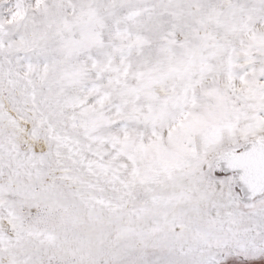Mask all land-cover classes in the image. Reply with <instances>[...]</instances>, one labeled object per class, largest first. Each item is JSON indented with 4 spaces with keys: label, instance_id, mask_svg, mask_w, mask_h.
Masks as SVG:
<instances>
[{
    "label": "snow or ice",
    "instance_id": "6c2138e0",
    "mask_svg": "<svg viewBox=\"0 0 264 264\" xmlns=\"http://www.w3.org/2000/svg\"><path fill=\"white\" fill-rule=\"evenodd\" d=\"M0 264H264V0H0Z\"/></svg>",
    "mask_w": 264,
    "mask_h": 264
}]
</instances>
